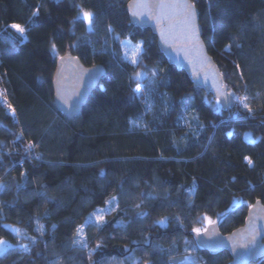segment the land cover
Wrapping results in <instances>:
<instances>
[{
    "label": "trees",
    "instance_id": "trees-1",
    "mask_svg": "<svg viewBox=\"0 0 264 264\" xmlns=\"http://www.w3.org/2000/svg\"><path fill=\"white\" fill-rule=\"evenodd\" d=\"M129 1L0 0V264H174L182 255L179 264H230L229 250L201 248L192 229L210 217L232 232L264 202V0L197 3L208 51L251 112L239 101L217 110L155 32L131 22ZM80 8L95 14L94 31L77 20ZM12 23L28 28L22 42ZM128 39L143 42L147 69L119 60ZM69 51L107 68L74 118L54 100L57 61ZM145 70L155 72L151 110L129 82ZM29 143L42 158L27 154ZM113 197L106 223H87L85 242L74 243Z\"/></svg>",
    "mask_w": 264,
    "mask_h": 264
},
{
    "label": "water",
    "instance_id": "water-1",
    "mask_svg": "<svg viewBox=\"0 0 264 264\" xmlns=\"http://www.w3.org/2000/svg\"><path fill=\"white\" fill-rule=\"evenodd\" d=\"M180 0H130L127 9L130 13L131 22L141 27L151 28L157 35V43L160 50L165 53L170 64H175L180 70H185L189 74L194 85L203 88L206 92L215 95L218 87L217 81L223 80L224 89L231 92L226 76L222 73L218 62L208 51L206 41L203 39V30L200 19V10L197 8V29L198 36L192 40H185L180 36L178 30L174 27V20L179 16V9H165L160 15L159 20H154L148 15H134V13L148 12V9L135 7V5L151 4V3H179ZM170 17L173 19L170 21ZM60 57H71V63L63 65V78L61 81L62 88L67 99V103L57 96V73L61 70V61L58 59L56 71L53 77L55 96L54 100L58 108L69 118H74L83 107L87 104V100L97 85L101 83L107 68L102 63L96 65H88L84 63L81 57L69 51L63 53ZM207 58L206 60L204 58ZM102 73L101 78L95 84H88V74L93 71ZM217 74H220L217 76ZM217 98V97H216ZM79 101L75 108L71 105L75 101ZM237 100L225 102L221 99V106L225 110L234 108ZM255 206V207H252ZM248 210V215L242 226L235 228L232 232L223 233L221 231L220 220H216L215 224H208L206 228L212 233L213 240H220L224 243L220 247H208L200 243L201 240H208V234L202 233L197 235L193 231L197 244L210 253H219L225 249L229 250L232 256L230 264H248L252 261L256 262L264 256V202L257 199ZM254 237V238H253ZM184 259L182 256L171 257L170 261L179 264Z\"/></svg>",
    "mask_w": 264,
    "mask_h": 264
},
{
    "label": "snow or ice",
    "instance_id": "snow-or-ice-1",
    "mask_svg": "<svg viewBox=\"0 0 264 264\" xmlns=\"http://www.w3.org/2000/svg\"><path fill=\"white\" fill-rule=\"evenodd\" d=\"M197 3L198 0H180L179 3H171V4H164V3H151V4H142V5H135V7H141L148 9V12H140V13H134V15H148L150 18L154 20H159L160 15L162 14L163 10L165 9H179V16L178 18H175L174 20V27L178 30L181 37H183L185 40H192L194 37L198 36V29H197ZM39 16V7L35 11L32 12V17H38ZM173 18L170 17V21ZM77 20L85 21L88 25L89 31L95 30V14L91 11H86L83 8H80V11L77 16ZM8 28L15 30L16 33L19 34V37L21 38V42L25 37V33L28 31V28L24 25H21L19 23H12L7 26ZM108 32L113 33L114 38L115 37V31L111 26H108ZM120 45H122L125 49L124 55L119 58V60L122 61H129L131 65L136 67H144L147 69V65H144V54H145V48L143 42L138 43L135 45V49L133 51L132 56L129 58L128 56V48L131 45V39L129 40H120ZM15 46V45H14ZM75 47L76 45H72ZM52 51L55 52L56 45L53 43L51 45ZM230 51V48L227 49ZM107 51V49H105ZM113 53L116 52L115 49L112 50ZM61 61V70L57 73V96L58 99H63L65 103H67V99L65 98V94L62 88V78H63V65L65 63H71V57H59ZM207 59L206 57L204 58ZM236 67H239V65H236ZM220 74H217L219 76ZM102 73L97 71L90 72L88 74V84L92 85L99 81L101 78ZM147 81V86L142 89V84L144 81ZM129 82L130 84H135V87L131 89V95L135 98H142V102L145 104L146 109L151 110L152 104H151V92L154 90L156 86V79H155V72L145 70L144 72L140 71H133L131 75H129ZM218 87L216 89L215 95L217 97L215 102V107L217 110H219V107L221 105V99L223 101L228 102L233 99L239 101L243 108L247 109L249 112L252 111L251 107L248 103H245L248 98L247 97H238L234 92H228L224 89L223 80L217 81ZM0 95H3V93H0ZM164 95H167L166 93ZM192 98L189 96L187 98H182V103H184L186 106L189 104L190 100ZM78 100L71 105L72 108H75L76 104H78ZM4 103L6 104L7 108L12 112V114H15V109L12 107V105L7 104V97H4ZM133 123H136V121H133ZM187 123V121H185ZM36 145L33 143H29L25 151L30 157L40 159V155L38 153L34 152ZM244 159L247 161L248 165L251 166L253 164V161L250 157H244ZM23 175V173H22ZM7 186L4 184H0V191H3ZM115 202V197L112 198V200L108 201L109 205H112ZM255 207V206H252ZM111 209H100V213H104L106 211H110ZM90 220L98 221L99 224H104L106 221L104 220L103 214H97L93 213L92 216L89 218ZM208 224H215L216 221L212 220L210 217H207ZM163 223V222H161ZM5 228H9L10 226L5 225ZM42 227V226H41ZM83 227L77 229L78 233H82ZM13 231H16L15 229H12ZM192 231H194L198 236L202 233L208 234L209 239L208 240H201L200 243L208 246V247H220L224 242L220 240H213L212 239V233H209L207 228H193ZM42 234V232H41ZM254 238V237H253ZM74 243H81L83 244V241H74ZM6 244V241L3 239H0V250H2V246ZM22 248H24L25 251H28L27 245H21ZM99 247V245H98ZM190 259L189 257H185V260Z\"/></svg>",
    "mask_w": 264,
    "mask_h": 264
},
{
    "label": "rangeland",
    "instance_id": "rangeland-1",
    "mask_svg": "<svg viewBox=\"0 0 264 264\" xmlns=\"http://www.w3.org/2000/svg\"><path fill=\"white\" fill-rule=\"evenodd\" d=\"M129 40V39H128ZM138 43H141V41L139 42H134L131 40V45L129 46L128 48V56L129 58L132 56L133 54V51L135 49V45L138 44ZM124 52H125V49H124ZM143 89V88H142ZM249 139H251V133H247L246 135ZM112 200V198L110 199ZM109 200V201H110ZM116 204H117V198H115V202L112 204V205H109L108 202L103 205V207H98L96 209H94V211L92 212L93 213H97V214H103L104 215V220L107 218L108 214L111 213L113 210H114V207H116ZM111 209L110 211H106L104 213H100L99 210L100 209ZM92 214L87 218L86 222L84 224H82L83 227V231L82 233H79V239L78 241H83L85 242V237H86V234L84 232V229H85V226L87 225V223H92V222H95V223H99L98 221H95V220H90L89 218L92 216ZM6 244H7V241H6ZM6 244L4 246H6ZM4 246H2V249L4 248Z\"/></svg>",
    "mask_w": 264,
    "mask_h": 264
},
{
    "label": "built area",
    "instance_id": "built-area-1",
    "mask_svg": "<svg viewBox=\"0 0 264 264\" xmlns=\"http://www.w3.org/2000/svg\"><path fill=\"white\" fill-rule=\"evenodd\" d=\"M143 88V87H142Z\"/></svg>",
    "mask_w": 264,
    "mask_h": 264
}]
</instances>
